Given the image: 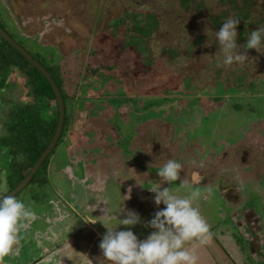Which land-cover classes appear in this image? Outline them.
Returning a JSON list of instances; mask_svg holds the SVG:
<instances>
[{
  "label": "rangeland",
  "instance_id": "rangeland-1",
  "mask_svg": "<svg viewBox=\"0 0 264 264\" xmlns=\"http://www.w3.org/2000/svg\"><path fill=\"white\" fill-rule=\"evenodd\" d=\"M13 1L0 0V25L43 66L58 67L66 120L46 183L15 195L36 219L4 264L38 261L55 234L60 244L84 247L106 228L128 230L119 225L121 206L139 214L131 230L147 238L154 231L147 222L165 207L148 188L162 182L157 172L168 159L183 164L189 186L161 187L179 196L198 188L194 206L211 225L208 244L185 245L195 248L197 264H264V43L245 50L248 35L238 32L244 17V27H264V0H193V9L190 0ZM230 17L240 19L237 44L248 59L226 66L216 32ZM32 102L21 73L0 72V135L6 114ZM35 107L42 121L52 120L53 101ZM6 162L1 154V167Z\"/></svg>",
  "mask_w": 264,
  "mask_h": 264
},
{
  "label": "clouds",
  "instance_id": "clouds-1",
  "mask_svg": "<svg viewBox=\"0 0 264 264\" xmlns=\"http://www.w3.org/2000/svg\"><path fill=\"white\" fill-rule=\"evenodd\" d=\"M240 19L230 17L226 19L216 32V41L224 54L223 64L230 66L233 63L243 64L247 59V52L239 51L237 44V25ZM264 43V27L250 32L245 50L255 49L259 52ZM183 164L175 159H168L157 172L162 178L161 183L148 188L154 193V203L163 209L157 210L152 219L147 222V227L154 229L147 238L140 240L131 230L132 226L141 223L137 212L121 206L118 216L123 215L119 225L128 226V230L106 228L99 248L103 259H98L99 264L105 261L110 264H197L198 256L195 248L185 245L191 241H198L206 245L212 238L211 225L201 214L199 207L194 206V201L200 197L197 188L189 195H176L170 187H161L163 182L172 184L180 181L181 187H188L183 176ZM206 191L211 192L209 187ZM132 188L127 189L124 200L131 199ZM123 200V201H124ZM36 219L35 211L18 200L15 195L0 196V264H4L5 257L14 252L20 243L21 230H27ZM88 223H96V219H87Z\"/></svg>",
  "mask_w": 264,
  "mask_h": 264
},
{
  "label": "trees",
  "instance_id": "trees-1",
  "mask_svg": "<svg viewBox=\"0 0 264 264\" xmlns=\"http://www.w3.org/2000/svg\"><path fill=\"white\" fill-rule=\"evenodd\" d=\"M191 1L192 0H190V2ZM0 28L3 29L1 25ZM32 59H34L39 65H41L47 71V73L49 74L50 78L53 80L54 84L56 85L59 91L64 107L65 99L62 94V91L60 90L61 87L57 82L58 67H56V65H52L53 67L49 66L48 69L47 67L43 66L40 62H38L34 57H32ZM51 68L54 71H57V74H55L57 77L54 75V71ZM12 69H15L25 77V81L27 82V85L30 86L31 88V93L33 95V102L30 104L25 103V105H23L21 108H18L16 111L9 114L7 113L6 116H8V119H6V121L3 122L4 123L3 131H2L3 134H1L2 136L0 135V156L2 154L6 158L7 162L5 163L4 167H1L0 164V184L3 183L1 185L6 187L7 190L5 193L9 192L17 183H19L27 174L31 166L35 163V161L37 160V158L39 157V155L41 154V152L44 150L49 140L51 139L57 120L56 108H54L53 111L54 116L52 117V120L49 121H42L38 113L35 111L36 110L35 106L38 105L39 101H44L46 105L51 101H53L54 104H56L53 93L46 80L24 58H22V56L19 53H17L14 49H12L6 42H4L0 38L1 76L6 77L9 70ZM32 73H34L42 80L43 85L41 87H38L36 85L37 82L35 81V78L32 77ZM27 110L31 112L28 111V113H25ZM65 120L66 119H65V109H64L63 126L65 124ZM63 126L59 139L63 132ZM49 156L50 155H48L44 159V161L41 163L38 170L33 175V177L31 178L28 184H35L37 186H42L46 183L47 180L46 172L48 167ZM2 170L4 171V175H2V179H1ZM263 210H264V206H263Z\"/></svg>",
  "mask_w": 264,
  "mask_h": 264
},
{
  "label": "crops",
  "instance_id": "crops-1",
  "mask_svg": "<svg viewBox=\"0 0 264 264\" xmlns=\"http://www.w3.org/2000/svg\"><path fill=\"white\" fill-rule=\"evenodd\" d=\"M5 4L9 5L11 2L8 0L4 1ZM9 2V3H8ZM11 6V5H10ZM19 13H16V16L12 17L14 18V23H17L16 19H18V22L21 23L19 20ZM18 23V24H19ZM23 23V22H22ZM23 25V24H20ZM32 37V36H30ZM35 37V36H34ZM32 37V38H34ZM37 40V39H36ZM62 217V218H61ZM61 217L56 218L57 220H63L64 218L67 217V215H63ZM52 221H54L52 219ZM88 224V230H91L95 233V223H87ZM54 239L50 240V243H53V249L49 250L47 247H44L41 257L38 259V261L32 262L31 264H50V263H55V264H99L98 259H103L102 251L100 248L97 250H92L91 248V243L93 240H100L101 235L99 232H97V235H93L92 240L88 243L87 246H75V243H70V240H64L63 243H59V237L57 234L54 235ZM52 246V245H51ZM83 249V253L81 254V257L77 256V252L79 250ZM74 259V262H73ZM30 264V263H28ZM104 264H110V262L105 261Z\"/></svg>",
  "mask_w": 264,
  "mask_h": 264
},
{
  "label": "water",
  "instance_id": "water-1",
  "mask_svg": "<svg viewBox=\"0 0 264 264\" xmlns=\"http://www.w3.org/2000/svg\"><path fill=\"white\" fill-rule=\"evenodd\" d=\"M0 38L6 42L12 49H14L17 53H19L22 58H24L48 83L54 99L56 103V109H57V120H56V125L54 132L52 134L51 139L49 140L48 144L44 148V150L41 152L35 163L31 166L27 174L24 176V178L17 183L9 192H7L5 195H16L18 192H20L31 180L33 175L36 173L38 170L39 166L41 163L44 161V159L49 155L51 150L54 148L55 144L57 143L62 126H63V121H64V107H63V102L62 98L59 94V91L54 84L53 80L50 78L49 74L47 71L39 65L32 57L22 48L20 47L17 43H15L6 33L3 29L0 28Z\"/></svg>",
  "mask_w": 264,
  "mask_h": 264
},
{
  "label": "flooded vegetation",
  "instance_id": "flooded-vegetation-1",
  "mask_svg": "<svg viewBox=\"0 0 264 264\" xmlns=\"http://www.w3.org/2000/svg\"><path fill=\"white\" fill-rule=\"evenodd\" d=\"M9 2H11V3H13L14 1L13 0H8ZM20 1V0H19ZM8 2V3H9ZM193 0L190 2V7H191V9H193ZM198 3H201L202 4V2L201 1H196L195 2V5L196 4H198ZM250 4H251V2H249V5L247 6V8L248 7H250ZM192 5V6H191ZM202 7H203V5H202ZM202 11H200V13H201ZM250 18V17H249ZM244 20H245V22L244 23H241L240 24V26H239V30H238V32L240 31H242L243 30V28L245 29V36H247V35H249L250 34V32L251 31H253V30H258L259 28H257V26H255L253 23V25L251 24V23H248L247 25H246V27H244V25L247 23V22H249V21H247L248 19L247 18H244ZM260 22L261 21H259L258 23H256V21H255V24L257 25V24H260ZM263 27V26H262ZM214 28H216V27H214ZM20 156V155H19Z\"/></svg>",
  "mask_w": 264,
  "mask_h": 264
}]
</instances>
